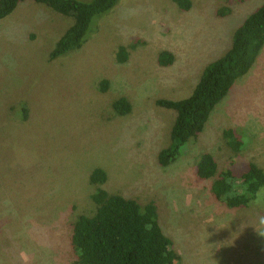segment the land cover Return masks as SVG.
<instances>
[{
	"label": "rangeland",
	"instance_id": "374dc122",
	"mask_svg": "<svg viewBox=\"0 0 264 264\" xmlns=\"http://www.w3.org/2000/svg\"><path fill=\"white\" fill-rule=\"evenodd\" d=\"M263 3L192 0L186 12L173 0H120L95 18L80 49L54 60L49 54L73 17L25 1L1 18L0 264H78L71 223L97 209L90 182L96 167L106 170L110 193L157 204L180 264H264V188L250 206L230 208L215 199L212 180L194 175L203 152L220 168L235 162L240 173L243 158L264 169V48L200 137L166 167L158 156L177 112L157 103L187 97ZM119 46L128 50L123 63ZM162 50L174 54L172 65L158 63ZM120 97L132 105L126 115L113 109ZM228 127L243 141L239 155Z\"/></svg>",
	"mask_w": 264,
	"mask_h": 264
},
{
	"label": "trees",
	"instance_id": "16d2710c",
	"mask_svg": "<svg viewBox=\"0 0 264 264\" xmlns=\"http://www.w3.org/2000/svg\"><path fill=\"white\" fill-rule=\"evenodd\" d=\"M34 1L74 19L73 24L56 41L49 54L54 60L80 49L96 17L111 11L120 0H0V19L11 14L21 3ZM182 11L192 9V0H173ZM245 2L247 0H238ZM229 13L228 9L222 10ZM264 48V3L252 11L235 30L230 48L203 70L192 92L184 98L158 99V105L177 112L170 131V143L159 152L161 166H169L183 154L186 146L196 141L206 126L215 106L221 102L236 81L250 72ZM118 62L128 59V50L119 46ZM162 66L175 60L171 51L162 50L157 57ZM109 80L100 82L106 91ZM113 109L119 115L132 111L126 97L117 98ZM24 119L27 108L23 107ZM26 120V119H25ZM229 144L239 155L243 141L234 129H225ZM188 150V149H187ZM185 150V151H187ZM233 163V161L231 162ZM242 170L235 171L230 164L220 168L210 152L197 158L194 175L198 182L212 180L215 199L230 208H245L257 199L264 188V169L253 161L239 160ZM108 174L96 167L90 173V182L96 185L91 198L97 205L93 214H80L72 221L71 246L78 264H180V256L172 239L160 222L158 206L154 201L141 203L136 198L110 193L105 187Z\"/></svg>",
	"mask_w": 264,
	"mask_h": 264
},
{
	"label": "clouds",
	"instance_id": "9594fccd",
	"mask_svg": "<svg viewBox=\"0 0 264 264\" xmlns=\"http://www.w3.org/2000/svg\"><path fill=\"white\" fill-rule=\"evenodd\" d=\"M260 222L264 224V216L260 217ZM260 236H264V233H259Z\"/></svg>",
	"mask_w": 264,
	"mask_h": 264
}]
</instances>
